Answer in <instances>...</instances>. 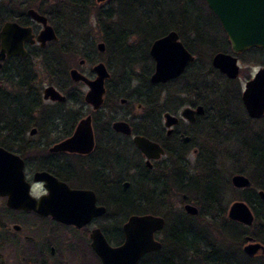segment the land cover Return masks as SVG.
I'll return each mask as SVG.
<instances>
[{
	"label": "flooded vegetation",
	"instance_id": "flooded-vegetation-1",
	"mask_svg": "<svg viewBox=\"0 0 264 264\" xmlns=\"http://www.w3.org/2000/svg\"><path fill=\"white\" fill-rule=\"evenodd\" d=\"M46 1H0V34L6 22L31 29L30 40L21 43L24 54H5L4 58H0V121L8 123L7 128H0V147L22 160L29 194L37 201L49 194L46 182L35 179L37 173L46 172L71 190L91 192L94 197L91 210L94 213L103 210L84 222L64 223L34 210L11 209L6 205L7 197L0 195V249L3 251L5 245L10 247L13 259L10 264H103L93 249L92 235L98 231L110 247H119L125 241L123 226L133 215H154L164 222L152 235L160 247L140 256L135 264H192L196 257L202 260L201 264L238 263L234 252L224 253L217 249V244L209 240L208 232L219 230L223 235L228 234L233 244H237L240 222L230 218L228 210L238 202L248 205L245 198L250 196V192L255 190L258 194L262 190L253 186L251 179L239 173V169L235 170L242 155L247 153L248 156L254 143V136L257 135L254 121L264 119V114L260 118L250 117L241 100L245 83L256 72L248 77L243 88L239 82L236 85L239 101L206 102L204 91L195 92L190 101L191 93L182 85H174L186 76L196 58L195 52L203 53L211 46L219 47L210 55V66L213 56L223 52L235 56L240 67V63L254 62L255 47L234 53L227 37L222 42L218 41L220 43L215 42L216 45L208 40L195 44L186 42L178 31L171 29L150 42L148 53L154 40L174 30L183 47L194 56L193 62L178 78L152 83L150 76L154 71V61L149 53L152 71L147 80L152 84V90L149 86L138 85L133 89L126 87L127 92L124 93L126 88L121 83L113 85L111 82V69L105 61L109 56L104 60L98 56L106 54V42L111 36L106 22H100L103 25V40L95 44L96 40H86L85 35L81 38L93 49L88 50L86 56L79 57L73 39H65L55 28L54 20L49 21L42 12L47 10ZM29 10L46 18L47 24L54 29L56 39L40 43L37 36L43 24L32 18ZM5 16L11 19L3 20ZM14 16L20 20H14ZM54 19L60 18L57 16ZM131 34L129 31L128 36L131 37ZM125 39L126 55L131 53L132 59H141L138 55L141 49L136 47L138 42L134 40L129 44L127 37ZM100 42L105 46L101 51L97 48ZM98 63L104 64L108 75L103 80L101 102L95 107L85 100L88 84L83 80H73L70 71L75 69L88 80H94L97 76L94 66ZM211 67L213 73L222 77V81L231 85L237 83L241 70L236 78L230 79ZM48 87H52L56 95L64 100L52 99L51 96L46 98L44 94ZM199 106L202 108L200 113L197 111ZM5 108L10 118L7 121L3 118ZM184 108L194 110L193 116L184 117ZM166 114L176 118L169 126L165 124ZM87 116L90 117L93 136L88 153L53 149L70 138L79 121ZM115 122H125L130 134L115 130ZM15 123H26L27 127L24 126L23 132L16 133ZM136 136L156 143L161 152L148 158L133 143ZM226 165L233 169L228 181H223L221 174ZM236 175L247 177L250 184L235 186L232 179ZM223 182L232 190L241 191L236 199L228 200V208L225 204L222 207ZM125 183L126 186L123 185ZM133 185H136V192L130 193ZM58 186L59 190L65 191L64 186ZM90 196L88 194L83 199L85 204L90 202ZM187 205L196 207L198 212L187 213ZM80 209H88L87 213L90 211L86 205ZM197 218L201 226L200 245L198 255L192 256L188 255L192 254L193 241V236L192 240H188L192 232L190 222ZM247 237L251 236H244L242 251L248 242ZM170 244L174 246L172 250L168 248ZM232 248L229 245L228 249ZM5 262L0 254V264Z\"/></svg>",
	"mask_w": 264,
	"mask_h": 264
},
{
	"label": "water",
	"instance_id": "water-1",
	"mask_svg": "<svg viewBox=\"0 0 264 264\" xmlns=\"http://www.w3.org/2000/svg\"><path fill=\"white\" fill-rule=\"evenodd\" d=\"M205 1L212 14L218 19L234 53L242 52L251 47L264 48V0ZM28 14L43 24V29L37 36L40 43L43 44L46 40L56 39L55 32H53L54 29L47 24L45 17L34 10H29ZM30 32L31 29L29 27H22L15 22H6L0 34V58H4L5 54H24L25 51L21 43L23 40H30ZM104 47L102 42L97 44L99 51L104 50ZM149 53L154 61V71L150 76L152 83H164L167 80L178 78L188 64L194 60V56L183 47L182 42L178 40L177 32L174 30L154 40L150 46ZM211 64V66L230 79L236 78L239 74L240 67L237 65V58L233 55H228V53H216L212 58ZM94 72L97 75L94 80H88L75 69L70 71V75L73 80H83L88 84L89 90L86 92L85 100L97 107L100 104L99 102H101L103 80L108 73L103 63L96 64ZM44 95L46 98L51 96L52 99L59 98L64 100L56 95L52 87L46 88ZM241 100L250 117H262L264 114V67H260L254 76L245 83ZM197 111L198 113L202 111L201 106L198 107ZM193 113L194 110L184 108L182 115L191 117ZM165 117L167 126L176 121V118L169 114H166ZM89 123V116L81 119L73 135L55 145L53 149L88 153L91 150L93 141L92 129ZM113 127L122 133L128 134L130 132L129 126L125 122H115ZM133 143L150 159L161 152L160 147L156 143L142 136L134 137ZM24 179L22 160L17 155L0 147V195L7 197V207L17 210H34L42 215H50L54 220L64 223L84 222L93 214H98L103 210L100 209L96 213L91 210V207L94 206V197L91 192L71 190L46 172L37 173L35 179L46 182L49 194L43 196V200L37 201L29 194L28 184ZM232 180L237 187H246L250 184L247 177L243 175H236ZM126 184L123 185L126 186ZM58 185L64 186L65 191L59 190ZM90 193L92 196H90ZM88 194L91 200L85 204L83 199ZM258 195L264 202V191L259 190ZM83 205L89 206V213H87L88 209L80 211V207ZM186 210L190 214L198 212L197 208L192 205H187ZM228 211L230 218L237 219V221L246 226L253 224V214L244 202L235 203ZM163 224L161 217L133 215L123 226L125 241L121 246L110 247L98 231L92 235V246L101 257L103 264H135L140 256L160 247L159 242H156L152 235ZM247 240L248 242L244 244L242 252L249 257L264 256V244L252 240L251 237H247Z\"/></svg>",
	"mask_w": 264,
	"mask_h": 264
},
{
	"label": "rangeland",
	"instance_id": "rangeland-1",
	"mask_svg": "<svg viewBox=\"0 0 264 264\" xmlns=\"http://www.w3.org/2000/svg\"><path fill=\"white\" fill-rule=\"evenodd\" d=\"M0 1H6V0H0ZM70 3H68V6L71 8H68L66 6V3L64 2V0H47L45 4H49L50 7L53 8V11L57 12V16L60 18L55 19L53 22H55V28L58 30V32L65 38H70L71 41L73 39V43L75 46H77V51L79 54V57H84L86 56V54L88 53V50H92L93 46L88 44L87 42L82 41L83 39H81L84 35H85V39L87 40L88 38H90L91 41H95V44L99 41V40H103V30L102 27L103 25L99 22V20H97V17H102V16H106L108 17L106 20V27H109V31L112 34V32H117L121 29H125L127 30V33H129V31L133 34H131V37L127 38L128 42L130 44L131 41L138 42L137 46L141 47V49L144 48V41L140 38V36L136 35V31L133 26L131 25L130 22H127L126 18L122 16L121 14V8L117 5V0H92L91 2H89L88 7H90L88 10H86L87 8H82V15L85 18V23H80V22H75V24H77V26L75 28L70 29L69 26V18H71V12L73 11L74 8V1H70L68 0ZM86 2V0H83ZM91 4V5H90ZM77 8V7H76ZM72 10V11H71ZM81 11L79 13H81ZM81 16V14H80ZM206 21L208 23L207 26H209L212 30H210V32H207L206 35H204L203 37H199L198 35H196L192 24H187L186 26H183L184 29H182V33H183V40H185L188 43H195L197 44V41H202L206 42L205 40L211 41V37L215 36V39H213V42H218L221 41L222 42V35L221 32L219 31V28L217 27L215 21L208 15L206 18ZM200 23L203 24V22L200 20ZM203 26V25H202ZM211 33V34H210ZM113 36V34H112ZM111 36V37H112ZM110 39V38H109ZM112 39V38H111ZM144 39V38H143ZM201 39V40H199ZM127 42V43H128ZM220 43V42H218ZM217 43V44H218ZM94 44V45H95ZM216 45V43H215ZM196 48V47H194ZM219 47H214V48H209L208 50H204L203 53H201L202 57H200L201 59V68L203 69V71L200 73L203 76H207L211 81H213V83L216 84V88H214V90L218 91L219 93L223 94V95H229L231 94V90L235 89V92L238 93V89H237V84L238 82L241 85V88H243V84L244 82L248 79V77H252V75L261 67L264 66V50H257L255 49L254 53H255V59L254 62L251 63H245L243 65V63H240V75L238 77L237 83L235 82V85H231V83H227L224 81H219L220 77L217 76L216 73H213L209 68L208 65H210V63L207 61L212 53H214L216 50H218ZM109 56L108 58L106 56ZM119 55L118 52H116L115 48L113 49V47H109L107 48L106 54L105 53H100L98 54V56L100 58H103V60L105 58H107L106 64H108V66L111 69V82L114 85L115 82L116 83H121L122 86H124L125 88L127 87L128 89H133L134 87L137 88V86H146L148 87L149 85L145 82V76L146 73L148 71V64L144 65V64H140L138 63L137 65H135L132 68H124L120 65H118L117 61L115 60L117 58V56ZM197 57V56H196ZM210 60V59H209ZM196 70V65L191 66V68L188 70L187 74L185 77H182L181 79L177 80L174 86H178L180 85L184 80H188V77L193 78L192 76L194 75V71ZM199 74V75H200ZM195 77V76H194ZM197 77V76H196ZM189 78V79H190ZM148 79V77H147ZM169 87V86H168ZM127 88L124 89V93H126ZM149 90H152V87L149 86ZM167 88V87H166ZM170 88V87H169ZM168 89V88H167ZM214 91L211 94H206L203 93V99L206 102H216V101H220L217 100L219 97V94ZM192 97H195L194 94H190V101L193 100ZM219 99H222L221 97H219ZM234 101V100H233ZM237 101V100H235ZM230 102V101H229ZM83 111V109H82ZM254 125V132L255 135L257 134V132L259 133L262 129V125H263V121H254L253 123ZM255 138V137H254ZM209 144H211L209 142ZM248 156L246 155V153H244L241 157V162L239 163V166H237V168H235V170H242L243 173L246 176L249 177V179H251L250 175L251 173L249 172V170H252V165L250 163V161L247 158ZM241 167V169H240ZM233 168H231L229 165L224 166V170L222 171L221 176H223L224 180L223 181H228L229 177H230V173L232 171ZM257 178L253 175V178L251 179L253 186L258 187V182L256 181ZM229 186V187H228ZM226 185L223 182V198H224V202L223 205L228 204V200L232 199V198H237V196L241 195V191H235L232 190L230 185ZM259 188V187H258ZM129 190L130 193H135L136 192V185H133ZM222 207H225V205ZM226 208H228V206L226 205ZM251 210V208L249 209ZM260 215H261V219H256L254 224L252 226H257L260 224V222L264 219V216L262 214V211H260ZM5 220H7V218H4ZM8 221V220H7ZM7 223V222H5ZM191 224V236H189L188 240H192V236H193V241L192 243H194L198 248H199V239H200V230H201V226H200V219L197 218L195 220H192L190 222ZM4 225V224H3ZM251 226V227H252ZM264 231V230H263ZM166 232V231H165ZM264 236V235H263ZM208 237L209 240L213 241L215 244H217V249L219 248V250L221 252L224 253H233L236 255L237 262H235V264H240V262L244 263V264H261V262L259 261V259H255V258H248L246 257L241 251V247L243 245L244 242L240 243L239 241V237L238 238V243L237 244H233L231 239L228 238V234L224 233L221 234L219 230L216 229H212L208 232ZM232 246V250L228 249V247ZM216 246V245H215ZM5 247V248H4ZM4 250L1 251L2 249H0V254L1 256L4 258V260L6 261L5 264H10L13 262L12 259V255H11V249L9 246H4ZM170 248V250H172L174 248L173 245L170 244V246L168 247ZM162 254V253H161ZM160 254V255H161ZM164 255V254H162ZM188 255H192L193 254H188ZM203 263L202 260L199 259V257L194 258V260H192V264H201Z\"/></svg>",
	"mask_w": 264,
	"mask_h": 264
},
{
	"label": "trees",
	"instance_id": "trees-1",
	"mask_svg": "<svg viewBox=\"0 0 264 264\" xmlns=\"http://www.w3.org/2000/svg\"><path fill=\"white\" fill-rule=\"evenodd\" d=\"M74 1V8L71 12V18H69V26L70 29L75 28L77 24L75 22L85 23V18L82 15L81 9L87 8L89 2L92 0H70ZM66 3V6H68V3H70L68 0H64ZM91 5V4H90ZM117 5L121 8V14L123 17L126 18L127 22H130L133 28L136 31V35L140 36V38L144 41V48L141 49V47L136 46L137 48L141 49L138 53L141 59H132V54L128 53V56L126 55V37L128 38V33L126 34L125 29H121L117 32H112L110 39H107L106 42V50L109 47L115 48L116 52L119 53L117 58L115 59L118 63V65L124 67V68H132L138 63L147 65L148 64V71L146 73V80L145 82L152 86V84L147 80L148 75L152 71V60L150 59L148 48L150 45V42L165 34L167 31L174 29L178 31L180 36L183 38L182 29H184L183 26H186L187 24H192V27L199 37H203L206 35L207 32H210L212 30L208 25L206 21V17L209 15L216 23L217 27L219 28V31L221 32L222 39H226V34L222 30L218 19H216V16L212 14V11L206 4L205 0H117ZM45 7L47 10H44V14H46L49 18V21L57 17V12L53 11V8L50 7V5L45 4ZM77 7V8H76ZM83 8V9H84ZM90 7H88L86 10H88ZM71 9V8H70ZM81 11V13H79ZM81 14V16H80ZM16 17L17 20L18 16ZM11 19L10 16H5L3 20L5 19ZM99 22L105 23L107 18L106 16L97 17ZM20 19H18L19 21ZM200 20L203 22V24L200 23ZM2 21V20H1ZM203 25V26H202ZM103 28V27H102ZM126 34V35H125ZM211 34V33H210ZM112 38V39H111ZM144 38V39H143ZM213 39H215V36L211 37V41L213 42ZM211 42V43H212ZM214 48V47H210ZM257 50H264L263 48H255ZM191 51L193 53L195 52L192 48ZM196 58L194 62L189 66V69L191 66L196 65V70L194 71L193 78L188 77V80H184L180 85L184 89H186L191 94H194L195 92H202L204 91L206 94H211L214 91V88H216V84L213 83L207 76H203L200 73L203 71L201 68V59L202 57L201 53L195 52ZM212 55V54H211ZM210 56V55H209ZM211 57V56H210ZM210 59V58H209ZM206 60L207 64L210 63V60ZM211 71L213 68L208 65ZM200 74V75H199ZM195 76V77H194ZM197 76V77H196ZM220 77L219 81H222V77ZM185 77V76H182ZM181 77V78H182ZM190 78V79H189ZM219 94V97L222 99H219L217 97V100H220L222 102H231V101H239L238 94L236 92H233L231 90V94L229 95H223L216 91ZM4 112V119L9 120L8 118V109L5 108L3 110ZM12 113V112H11ZM16 113V111H15ZM24 116V115H21ZM16 118H20V116L16 115ZM262 129L257 135L254 136V143L252 147L249 149V155L248 160L250 161L252 165V170L249 172L251 173L250 177L253 178V175L257 178L258 182V189L264 190V119ZM26 123H15L14 128L16 133L23 132V128ZM8 123L0 121V128H7ZM27 127V126H26ZM247 154V153H246ZM239 173H243L242 170L238 171ZM260 197L257 194V191L250 192V196L245 198L247 200L249 207L254 213L255 220L261 219L260 211H262V214L264 216V204ZM264 219L260 222V224L257 226L252 227H246L242 224L239 225V228L237 229L239 242L242 243L244 241V236L249 235L254 240L264 242ZM2 243V242H0ZM192 254L193 256H197V246L192 243ZM253 258L259 259L261 264H264V256H256ZM251 259V258H250ZM240 264H244L240 262Z\"/></svg>",
	"mask_w": 264,
	"mask_h": 264
}]
</instances>
